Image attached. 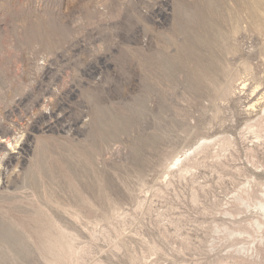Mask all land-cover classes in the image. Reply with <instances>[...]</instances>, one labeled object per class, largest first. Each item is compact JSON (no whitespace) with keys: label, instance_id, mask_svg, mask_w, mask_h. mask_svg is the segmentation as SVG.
Returning <instances> with one entry per match:
<instances>
[{"label":"rangeland","instance_id":"obj_1","mask_svg":"<svg viewBox=\"0 0 264 264\" xmlns=\"http://www.w3.org/2000/svg\"><path fill=\"white\" fill-rule=\"evenodd\" d=\"M253 6L0 0V264H264Z\"/></svg>","mask_w":264,"mask_h":264},{"label":"bare ground","instance_id":"obj_2","mask_svg":"<svg viewBox=\"0 0 264 264\" xmlns=\"http://www.w3.org/2000/svg\"><path fill=\"white\" fill-rule=\"evenodd\" d=\"M252 1V3H253V9H251L252 11H251V15H252V17H253V20H254V22L257 24V28H259V30L260 31H264V8H262V7H259L258 6V4L257 3H260V1L261 0H251ZM250 7V6H249ZM250 11V10H249ZM244 86V84L242 85V87ZM250 128H252L251 126H250ZM6 141V140H5ZM8 146H10V148H12V143H9L8 142ZM203 146V145H202ZM201 146V147H202ZM199 148V147H198ZM13 152V151H12ZM187 153H184L183 155H178V156H176L175 157V159H174V161L172 162V164L173 165H179V164H181L182 163V161L184 160V159H186L187 158ZM183 164H181V166H182ZM180 166V165H179ZM246 190V189H245ZM263 195H264V193H263ZM246 201V200H245ZM257 204V203H256ZM258 206L260 207V209H261V211L263 212V214L261 215V216H264V201L262 200L261 201V199H260V201L258 202ZM257 206V205H256ZM259 207H258V209H259ZM261 213V212H260ZM262 219V218H261ZM260 220V219H259ZM259 220H256L255 221V223L254 224H252V223H249V227L251 228V229H254L255 230V228L256 229H260L261 227H263L264 226V223H263V221H259ZM264 220V219H263ZM255 226V227H254ZM244 228V227H243ZM249 229V228H248ZM252 232V231H251ZM250 233V232H249ZM252 235V234H251ZM247 236V235H246ZM252 237H253V235H252ZM263 237V236H262ZM261 237V238H262ZM253 240H254V238H253ZM261 240V239H260ZM259 241V240H258ZM253 243H254V241H252ZM262 243H264V242H262ZM261 244V243H260ZM253 245V244H252ZM251 245V246H252ZM255 245V244H254ZM264 245V244H263ZM67 248H68V246H67V244L65 243V242H63V240L60 238V237H56V238H54V239H52V240H49L47 243H46V245H45V250L48 252V253H50V255H53V256H55L52 260L53 261H56V260H58L59 258H61L65 253H66V251H67ZM250 248V247H249ZM247 250V249H246ZM249 250V249H248ZM256 250H257V248H256ZM248 252V251H247ZM258 252H259V250H258ZM245 254V253H244ZM257 253H255V255H256ZM262 254V253H261ZM247 255H248V253H247ZM246 255V256H247ZM251 256V255H250ZM258 256V255H257ZM256 256V257H257ZM262 256V255H261ZM264 256V255H263ZM243 257V256H242ZM259 257V259H260V256H258ZM244 258H246L245 256H244ZM52 260H50L49 262H50V264H54V262L52 261ZM242 260H244L243 258H242ZM246 260H247V263L249 262L248 260L249 259H247L246 258ZM252 260V259H251ZM254 260V262L256 261L255 259H253ZM252 260V261H253ZM258 260V259H257ZM241 261V260H240ZM243 262V261H242ZM246 263V262H245ZM246 263V264H247ZM252 263V262H251ZM250 263V264H251ZM257 263H259V262H257ZM253 264V263H252ZM255 264V263H254ZM262 264V263H261Z\"/></svg>","mask_w":264,"mask_h":264}]
</instances>
